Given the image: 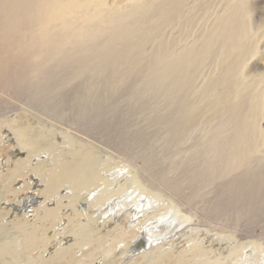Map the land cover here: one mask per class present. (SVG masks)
I'll use <instances>...</instances> for the list:
<instances>
[{"label": "bare ground", "instance_id": "1", "mask_svg": "<svg viewBox=\"0 0 264 264\" xmlns=\"http://www.w3.org/2000/svg\"><path fill=\"white\" fill-rule=\"evenodd\" d=\"M260 1L0 0V264H264ZM124 90L182 137L168 176L124 130ZM228 203L250 227L212 221Z\"/></svg>", "mask_w": 264, "mask_h": 264}, {"label": "rangeland", "instance_id": "2", "mask_svg": "<svg viewBox=\"0 0 264 264\" xmlns=\"http://www.w3.org/2000/svg\"><path fill=\"white\" fill-rule=\"evenodd\" d=\"M259 6H260V8H259L260 10L258 11V13L256 12V16L257 17H264V0H261L259 2ZM219 9H221L219 7V4L216 3V0H213V2L210 5V8L208 9V14L210 12H213V11H216ZM203 14L204 13L201 11L198 12V16L196 17L195 25L193 27H191V29H190V31L193 34H195V31L200 30L206 24V20H205V17L203 16ZM166 34H167V37L172 38L173 41H175V40L178 41L179 39H183V33L181 32L180 28L168 29L166 31ZM174 45H175V43H174ZM211 67H212V65L208 64L207 66H205L202 69L201 79H203L204 76L209 74ZM199 82H201V80H199ZM197 84H198V82H197ZM124 93H126V94H124ZM126 96L129 97L127 91H125V90L122 92L120 91L117 98H116V101H115V103H118L123 108L124 112L122 111V114H124V115H122L120 112L118 113V115H120L123 118V123L125 122V120L128 119L126 124H125V125H127V128H126V126H124L125 127L124 130H126V131L129 130V128L131 127L130 125H137V126H135L136 128H134V126H133V128H130L131 130H129V132L133 131V130H137V128L140 127L139 130H141V135L142 134L144 136L148 135L149 137L148 136L144 137L142 135L143 138L141 140H139V146L141 145L139 150H141V152H143L145 155H147L149 153L148 151L153 150L150 154L151 155L154 153L155 154L153 157H151V159H152L151 163L152 164L154 163L153 164L154 166L156 165V171L165 172L166 175L167 174L169 175V173H168V172H170L169 171V169H170L169 168V166H170L169 160H171V158H172L171 156L176 154V152L180 151V149L182 148V146H181V142H183L182 137H180V138L175 137L174 143H168L167 142L168 137L164 138V137L168 136L167 134L165 135L166 128L163 126V124H161V121H159V118H160L159 116L166 114V110H164L165 112L163 111L160 114L159 113L158 114L152 113V115H151L150 112L142 113L141 111H139V109L133 108V106H132L133 103L130 100L131 98L130 97L128 98ZM13 97H14V94L10 92L7 98H13ZM20 101L21 102L23 101V103L26 102L25 100H20ZM155 103H156V100H155ZM159 103L161 105H165L163 103V101H159ZM140 109H142V108H140ZM132 114H133V116H132ZM154 117L156 118L155 121L153 119ZM149 119H151V120H149ZM47 121H49L48 125L52 124V125H55L57 128L59 127L61 129H64V130L69 129V125L61 124L62 122L57 123V121H55V119H48ZM51 121H53V122H51ZM129 121H131V122H129ZM56 124L60 125V126H57ZM201 133H202L201 128L199 127L197 129V131L193 134V136L199 137V135H201ZM132 135H134V136H132ZM132 135L130 134L131 137H128V139L130 140V138H131V140L127 143L129 145L132 144V146H134L133 148L137 149V150L131 149L132 151H134L133 153H138L137 152L138 147L135 145L138 139L135 138L136 134H132ZM150 139L153 141H150ZM96 142L100 144V139L96 140ZM102 142L105 144L104 140ZM146 144L148 145V147L146 146ZM168 144H170V145L168 146ZM104 148H106V149H104ZM104 148L102 149V151L105 154V155L103 154L104 158H106V156H107L106 154H113L114 156H119L117 151L121 150V148H119L117 146H111V145L109 147H104ZM2 150H3V146L0 145V152H1L0 167H1V165H3V167L6 165V160L8 159V157L15 159L13 154L16 151V148H13V147L11 148L10 144L5 143V149L3 151ZM131 150H130V152H132ZM131 155H134V154H131ZM117 162H119V160L118 161L113 160L112 164H116ZM143 164L144 163L141 160H139L137 166L143 167ZM189 166L193 167L194 165L190 164ZM1 170L4 171V170H6V168H2ZM166 170H167V172H166ZM165 173H161V174L163 175ZM161 181H162V179L156 175V184L159 185ZM23 183H24L23 180H19L18 185L16 186L17 189L20 188L21 186H23ZM223 183H225V182H223V181L219 182L218 187H219V185H221ZM29 192H30L29 194H31V196L33 195L32 197L37 198V195H36V193L33 192V190H31ZM31 196L23 195V196H21L20 200L21 201H23V200L25 201L28 199L30 200ZM38 202L39 201H35V203H38ZM1 208H6L7 210L15 211V207L13 205H8L6 202H2ZM29 209H31V208H29ZM28 212H30V210H28ZM15 214L18 215L19 213L14 212V214H12L13 215L12 217H14ZM212 221L216 222L217 225L221 228L223 227V225L226 221L228 222V226H230L231 224H234V223H238L239 226L242 225V227L244 229H247L248 227L251 226V224L248 223L247 218H245V217L242 218L239 205L230 204V203L224 205L223 211L217 213L216 215H213ZM254 232L257 235H261L262 230L260 228H256L254 230ZM212 235H214V234H212ZM176 239H177L176 240L177 242H175V245L176 244L181 245L184 242L183 238L177 237Z\"/></svg>", "mask_w": 264, "mask_h": 264}]
</instances>
